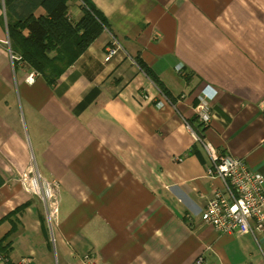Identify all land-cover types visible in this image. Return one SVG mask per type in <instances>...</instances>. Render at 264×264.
<instances>
[{
  "label": "crops",
  "instance_id": "1",
  "mask_svg": "<svg viewBox=\"0 0 264 264\" xmlns=\"http://www.w3.org/2000/svg\"><path fill=\"white\" fill-rule=\"evenodd\" d=\"M88 1L109 31L49 87L13 65L15 16L0 0V239L9 233L10 262L264 264V234L256 242L200 222L220 182L187 127L206 115L200 140L264 176V0ZM67 6L77 21L80 0ZM111 37L122 51L105 63ZM34 175L52 188L50 224Z\"/></svg>",
  "mask_w": 264,
  "mask_h": 264
},
{
  "label": "trees",
  "instance_id": "2",
  "mask_svg": "<svg viewBox=\"0 0 264 264\" xmlns=\"http://www.w3.org/2000/svg\"><path fill=\"white\" fill-rule=\"evenodd\" d=\"M68 1L4 0L7 10L15 16L14 21L7 24L9 48L15 58L13 65L18 62L27 65L49 87L101 32L109 31L106 19L88 0H80L82 14L77 21H72L67 12ZM37 6L42 13L35 16L33 10ZM134 63L170 102L169 95L152 72L138 59H134ZM192 122H187L188 127L201 139L202 123L194 125ZM8 234L0 239L2 264H12Z\"/></svg>",
  "mask_w": 264,
  "mask_h": 264
},
{
  "label": "built area",
  "instance_id": "3",
  "mask_svg": "<svg viewBox=\"0 0 264 264\" xmlns=\"http://www.w3.org/2000/svg\"><path fill=\"white\" fill-rule=\"evenodd\" d=\"M121 51L122 47L118 41L111 37L104 47L103 61H111ZM13 59L15 58L11 56V60ZM210 100L212 96L201 97V109L205 110L206 101ZM157 107L163 108V103L158 102ZM207 121L208 117L203 115L200 122ZM194 138L201 144L209 161L206 176L220 182V187L213 190L211 198L207 201L200 222L220 235H249L258 242L260 235L264 234V176L247 168L242 160L218 153L198 136L194 135ZM177 160L181 161L179 158ZM30 187L33 192L43 196L49 210L46 220L50 224L51 185L34 175ZM191 264L208 263L203 255H198Z\"/></svg>",
  "mask_w": 264,
  "mask_h": 264
},
{
  "label": "rangeland",
  "instance_id": "4",
  "mask_svg": "<svg viewBox=\"0 0 264 264\" xmlns=\"http://www.w3.org/2000/svg\"><path fill=\"white\" fill-rule=\"evenodd\" d=\"M14 106H16V108L18 107V110L20 111L21 110V107H20L21 106V102H20V100L16 99ZM39 185H40V183H39Z\"/></svg>",
  "mask_w": 264,
  "mask_h": 264
}]
</instances>
